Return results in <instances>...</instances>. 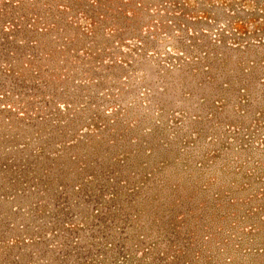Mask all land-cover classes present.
Here are the masks:
<instances>
[{
  "label": "rangeland",
  "instance_id": "rangeland-1",
  "mask_svg": "<svg viewBox=\"0 0 264 264\" xmlns=\"http://www.w3.org/2000/svg\"><path fill=\"white\" fill-rule=\"evenodd\" d=\"M0 264H264V0H0Z\"/></svg>",
  "mask_w": 264,
  "mask_h": 264
}]
</instances>
